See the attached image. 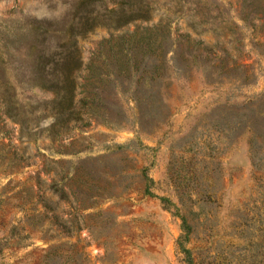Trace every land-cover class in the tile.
I'll use <instances>...</instances> for the list:
<instances>
[{"label": "rangeland", "instance_id": "rangeland-1", "mask_svg": "<svg viewBox=\"0 0 264 264\" xmlns=\"http://www.w3.org/2000/svg\"><path fill=\"white\" fill-rule=\"evenodd\" d=\"M0 264H264V0H0Z\"/></svg>", "mask_w": 264, "mask_h": 264}]
</instances>
